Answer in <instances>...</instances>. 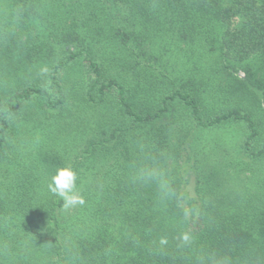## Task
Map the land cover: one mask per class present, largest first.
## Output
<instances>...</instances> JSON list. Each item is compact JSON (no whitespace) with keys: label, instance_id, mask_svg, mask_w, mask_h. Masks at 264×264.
Returning a JSON list of instances; mask_svg holds the SVG:
<instances>
[{"label":"trees","instance_id":"trees-1","mask_svg":"<svg viewBox=\"0 0 264 264\" xmlns=\"http://www.w3.org/2000/svg\"><path fill=\"white\" fill-rule=\"evenodd\" d=\"M0 264H264V0H0Z\"/></svg>","mask_w":264,"mask_h":264},{"label":"clouds","instance_id":"clouds-1","mask_svg":"<svg viewBox=\"0 0 264 264\" xmlns=\"http://www.w3.org/2000/svg\"><path fill=\"white\" fill-rule=\"evenodd\" d=\"M41 71L46 73L48 69L45 67ZM163 175L164 173L157 169H140L137 178L141 180H156L161 194L168 196L171 194V188L169 183L161 179ZM76 178V173L70 167H64L57 171L56 175L52 177V183L49 184V190L63 198L65 208L84 204L83 197L73 192ZM183 239L187 241L188 237L184 236ZM161 243H165V241L162 240Z\"/></svg>","mask_w":264,"mask_h":264},{"label":"rangeland","instance_id":"rangeland-1","mask_svg":"<svg viewBox=\"0 0 264 264\" xmlns=\"http://www.w3.org/2000/svg\"><path fill=\"white\" fill-rule=\"evenodd\" d=\"M171 59H172V58H171ZM179 67H180V64H179ZM255 76H256V75H255ZM257 78H259V77L257 76ZM246 82H247L248 84H250L249 81L246 80ZM233 133H234V132H233ZM235 134H236V133H235Z\"/></svg>","mask_w":264,"mask_h":264}]
</instances>
